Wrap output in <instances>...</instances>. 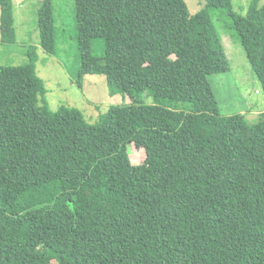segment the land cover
<instances>
[{
	"label": "trees",
	"instance_id": "obj_1",
	"mask_svg": "<svg viewBox=\"0 0 264 264\" xmlns=\"http://www.w3.org/2000/svg\"><path fill=\"white\" fill-rule=\"evenodd\" d=\"M52 1L37 11L47 54ZM232 1L191 14L185 0H74L76 83L106 74L130 100L94 123L50 107L36 47L0 65V264H264V110L221 114L208 78L228 70L220 10L264 94V0L244 13ZM199 15L207 34L188 30ZM13 18V0H0V42H15Z\"/></svg>",
	"mask_w": 264,
	"mask_h": 264
},
{
	"label": "rangeland",
	"instance_id": "obj_2",
	"mask_svg": "<svg viewBox=\"0 0 264 264\" xmlns=\"http://www.w3.org/2000/svg\"><path fill=\"white\" fill-rule=\"evenodd\" d=\"M41 1L13 0L15 42H0V65L25 64L27 48L36 47V72L44 80L47 89L45 98L50 107L55 109L61 104L76 107L90 123H94L109 105L129 103L130 100L125 96L109 91L106 74L87 73L82 76L80 83H76L80 59L76 42L74 0L52 1L56 49L52 54L41 49L37 26V11ZM204 2L205 0H185L191 14L199 13ZM249 2L250 0H233L232 9L244 13ZM211 16L228 62V70L208 75L218 99L220 113L240 114L239 122L242 119L254 120L264 110V94L259 81L246 59L236 32L229 26V16L220 10L212 11ZM197 17L198 21L189 19V32L196 31L193 27L197 22L201 26L199 31L207 34L209 15ZM208 40L211 42L212 38L209 36ZM144 100L146 103L151 102L150 97ZM127 151L133 164L142 163L145 159L144 149L135 147L133 143L128 144Z\"/></svg>",
	"mask_w": 264,
	"mask_h": 264
}]
</instances>
